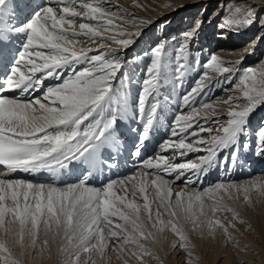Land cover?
Instances as JSON below:
<instances>
[{
    "label": "snow or ice",
    "instance_id": "6c2138e0",
    "mask_svg": "<svg viewBox=\"0 0 264 264\" xmlns=\"http://www.w3.org/2000/svg\"><path fill=\"white\" fill-rule=\"evenodd\" d=\"M105 2L0 0V94L13 93L0 95V166L9 176L16 172L46 173L59 181L35 183L0 177V232L14 235L22 249L26 237L33 250L41 233L45 248L49 236L53 242L59 239L63 264H79L82 254H88L85 264H95L92 254L103 257L112 240L117 242L113 251L118 255L125 247L134 248L132 256L142 261L143 256L152 255L141 243L154 239L149 225L159 232L170 229L189 256L191 245L181 221L191 223L193 230L219 228L231 240L228 228L213 217L227 212L236 219L238 213L224 201L232 200L236 193L237 199L243 194V201L250 203L253 190L264 194V182L217 183L203 189L188 186L196 185L213 167L223 168L229 161L235 167L240 153L252 149L251 116L264 106V67L240 69L242 59L234 62L237 67H227L212 54L201 65V51H192L200 21L171 41L150 43L143 53L149 63L139 81L135 102L138 127L130 128L135 133L130 155L142 157L155 140L158 127L167 120L172 95L164 94L163 88L183 87L196 66L204 71L181 97L179 111L173 113L174 139L156 141L160 153L155 161L141 159L142 170L137 174L109 179L96 187L90 182L95 174L116 166L104 152H120L124 145L121 124L130 118L129 84L136 81L122 70L141 59L140 55L116 54L104 43L96 49L77 47L83 37L92 43L107 39L126 49L142 36L139 25L130 31L114 23L120 14L106 10ZM249 15L250 10L243 23H251ZM77 17L94 23L81 22L76 30ZM120 19L124 24L129 22ZM148 23L151 21H139ZM209 71L218 75L215 84L206 83ZM118 73L122 75L116 87ZM48 80L54 83L46 85ZM224 84H232L236 93L222 102L228 109L226 118L201 119V109H218L198 98H206L208 88ZM185 109H190L188 114ZM254 134L255 154L264 156V118ZM225 150L231 151L221 161L219 153ZM193 152L205 155L195 161L169 162L170 156L186 158ZM66 173L75 175L76 182L64 181ZM182 178L185 188L173 192L174 182ZM138 198L142 204L136 202ZM165 214L170 217L167 221L161 218ZM0 254L4 264H20L3 241Z\"/></svg>",
    "mask_w": 264,
    "mask_h": 264
},
{
    "label": "rangeland",
    "instance_id": "374dc122",
    "mask_svg": "<svg viewBox=\"0 0 264 264\" xmlns=\"http://www.w3.org/2000/svg\"><path fill=\"white\" fill-rule=\"evenodd\" d=\"M120 1V2H119ZM106 0L104 7L106 10H110L112 12H118L120 14V17H122L125 20H128L127 23L128 27L126 26V29L130 31L135 30V26L139 25H146L145 29H141L142 32V38L138 41L137 45H135L136 48L142 49L144 47H149L150 44H155L159 42L164 41H171L172 38H169L170 35L178 36L183 31L191 30L192 27H194L197 23V21H200V29L199 34L196 38V40L192 44V51L193 54H195L196 50L201 51V57H200V63L201 65L203 62L208 58L209 54L216 55L217 57L221 58L222 55L229 56V53L233 52L234 48H239L244 45V43L248 42L247 39H244L243 41L239 38L241 35L239 32L244 31V33H248L249 30H247V26L244 25L243 20L245 16L242 15V13H236L234 16V11H230L228 8V5L226 4L227 0H173L172 2L165 3L163 0ZM161 1L163 4H161ZM223 1V2H221ZM167 2V1H166ZM177 4V5H176ZM164 5H167L164 7ZM111 7H113L111 9ZM232 9H236L235 6H230ZM110 8V9H109ZM173 8V9H172ZM263 7L260 8L257 11V14L255 15V21L260 22L262 18V14H260L261 11H263ZM81 10L82 9H78ZM148 10V13L146 11ZM57 12H59V9H57ZM143 13H146V15H142ZM241 14V15H240ZM240 15V16H239ZM140 18L138 21H133L131 17ZM251 15L249 16L250 19ZM119 18V17H118ZM118 18L114 21V23L117 24ZM140 20L145 21H151V23L148 24H139ZM172 23H171V22ZM81 22H90L86 20H81V18H76L75 28L76 30H79V24ZM230 22V23H228ZM161 24H166L163 27V31L160 29ZM264 25V22L262 21V26ZM221 26V28H220ZM260 27V31L264 30V27ZM256 28H253L251 30L253 33V37L255 40L260 36V33L256 32ZM161 31V32H160ZM255 31V32H254ZM112 33H107L106 35H111ZM163 35L164 37L161 38L160 36ZM159 36V37H158ZM174 37V36H173ZM264 39V36L261 37V41ZM260 41V42H261ZM95 42H100L106 44L108 47L115 49L116 54L120 55H126L127 57H133L131 55H134L135 50H133V47H127L122 48L119 45L115 44L114 42L104 39L100 40L99 38L96 39ZM109 42V43H107ZM259 42V43H260ZM146 44V45H145ZM258 44V43H257ZM256 44V45H257ZM98 45V46H99ZM145 45V46H144ZM98 46H93V43L89 40L81 37L80 42L78 43L77 47H83V48H91L96 49ZM220 48V50H219ZM222 48V49H221ZM141 51V50H138ZM222 52V53H221ZM255 54H254V53ZM253 57L244 59V56H240L237 61H240L242 59V63L239 65L240 69L249 67V63L255 64L257 61L264 57V44L262 42L261 47H257L253 50ZM90 54H97L96 52H92ZM147 58V57H146ZM148 58L146 59V62H148ZM225 62L224 66L227 67H237V65L234 63L235 60H232V63L230 60H222ZM230 62V63H228ZM226 63H228L226 65ZM197 70L190 72L187 76V79L183 83V87L175 88V90L172 89L171 85H168L167 89L166 87L163 88L164 94H173L175 96H178V104L181 103V97L184 95L186 91H189L191 87L194 86V82L199 79L200 73L203 70L202 67L196 66ZM143 70H140V75L138 77V80L136 83H132L134 87H132L131 91L133 92L132 96V105L135 107V102L137 99L138 92L140 90V84L139 81L143 78ZM122 72H126V70H123ZM127 73V72H126ZM122 74V73H121ZM128 74V73H127ZM118 79L116 81V87L119 86L118 80L120 79V75L117 74ZM210 79L206 81L208 84H215L216 80L218 79V75L214 72L209 71ZM189 80V81H188ZM236 81H233V84ZM208 96L200 97L198 100H203L206 103L212 104L217 107V112L222 111L221 114L217 116L224 117V114L228 110L226 106L223 105V101L227 100L228 96L230 94L235 95L236 93L233 92V85L232 84H224L223 87H215V88H208L207 89ZM173 102V101H172ZM177 104L173 107L171 105V112L179 111V107H177ZM261 108L260 111H258V114L256 113L255 117H257L255 120H253V113L251 116V121L253 128V135L251 136L252 141V149L249 151V154L252 156L255 154V129L258 127V125L261 123L262 118H264V107ZM258 109V108H257ZM190 109H185L184 113L188 114ZM211 110L207 111L210 112ZM256 111V110H255ZM204 110H200V113H204ZM223 114V115H222ZM215 116V117H217ZM211 118L215 119L213 115H203L201 114V119L203 118ZM226 118V117H224ZM136 119V116L134 114V117L132 115V120ZM215 130V129H214ZM205 138H207V133L202 134ZM188 142H191V139H189ZM172 151V150H171ZM248 154V153H247ZM165 155V154H164ZM190 157L188 160L195 161L198 156H203L205 153H190ZM188 155V156H189ZM157 156V154H156ZM172 157H169V161ZM262 156H254L250 162L246 165L251 166L252 163L255 164V162L258 159H261ZM176 162V161H175ZM231 161L228 166H230ZM237 166V164H236ZM255 166H257L255 164ZM230 168H233V172L236 173V169L232 166ZM140 169V167H139ZM138 169V170H139ZM142 170V169H141ZM238 170V169H237ZM246 168H240L238 171H240V176L236 178H229L227 180H223L222 178H218L216 180H211L205 187L213 186L217 183H233L236 185H244L249 184L250 182H264V172H252V171H246ZM134 173L133 175H135ZM194 180L196 179L193 178ZM201 181H198L197 184H199ZM204 185V184H203ZM189 189L192 187H196L193 185L192 187L188 186ZM205 187H201L198 189H203ZM177 188H181L180 190L185 188L184 183L182 182H174L173 184V192L180 191L177 190ZM237 194L233 193V199L232 200H225L224 203L228 206L233 208L237 213L238 217L236 219H233V216L231 213L227 212H217L215 214V217L221 220V222L228 228V233L231 236V240H228L226 236L223 234V231L219 228H216L212 231L207 230L205 227H199L193 230V226L191 223L183 222L181 221L183 231L188 237V240L190 242V251L191 256L188 255V252L181 249L178 246V237L171 232L170 229H166L165 231L161 232V240H163V244L166 246V260L167 263L173 264V256L179 259L181 257V260L179 261V264H261L259 262L260 259L264 260V194H262L259 191L253 190L250 193V203H245L243 201V194H239V198H236ZM129 197H131L129 195ZM175 198L173 197V200ZM141 203V200H137ZM211 215V213H209ZM155 219V217H153ZM164 221H167L170 217L168 215H163L161 217ZM148 227L151 226L149 225ZM216 235H219L221 238L220 247L218 246V243L215 242L214 238ZM3 241L6 243V246L12 250L13 245L16 244V237L14 235H8L5 236L2 233ZM44 235L41 233L37 245L40 246L41 251L43 254H47V251H49L51 254H53L56 258L57 264H63V254L58 251L60 241L57 239L55 242L52 241L51 236L48 237L49 239V246L48 248H45L44 243H41L42 240L44 241ZM172 238V239H171ZM30 238H25V245H28L31 243V241L28 243L27 240ZM42 239V240H41ZM41 241V242H40ZM114 241V240H112ZM112 241L108 242V248L105 251V254L103 257H101L98 253H93L92 258L95 261V264H108L110 262V257L112 255V251L110 249V244ZM116 242V241H114ZM147 242V240H146ZM176 243L177 246L173 247V244ZM36 245V246H37ZM42 245V247H41ZM38 246L35 247V250L33 251V248L31 251L35 252L38 249ZM219 247V248H218ZM46 249V250H45ZM49 249V250H48ZM51 249L53 251H51ZM220 249V250H219ZM45 250V251H44ZM13 251V250H12ZM131 251H135L134 248L131 249ZM176 251V253H175ZM216 251H219V254L217 255L216 260L213 262V256ZM225 251V252H224ZM164 254V255H165ZM88 260V254H82L80 257L79 264H85V261ZM60 261V262H59ZM207 261V262H205ZM157 264L156 262H148V264ZM0 264H4L3 256H0ZM113 264V263H112ZM175 264V261H174ZM264 264V263H262Z\"/></svg>",
    "mask_w": 264,
    "mask_h": 264
},
{
    "label": "bare ground",
    "instance_id": "6f19581e",
    "mask_svg": "<svg viewBox=\"0 0 264 264\" xmlns=\"http://www.w3.org/2000/svg\"><path fill=\"white\" fill-rule=\"evenodd\" d=\"M119 1V0H118ZM165 3H169V2H172L173 0H163ZM167 1V2H166ZM225 1V0H224ZM120 2V1H119ZM221 2H223V1H221ZM161 4H163L162 3V1H161ZM226 4L228 5V8L230 9V11H234L233 13H234V16H235V14L236 13H242V15L243 16H245V13L246 12H248L249 10H250V15H251V17H250V19H251V23H249V24H244V25H246L247 26V30H249V32L246 34V33H244V31H242V32H239L240 34H243V35H241V37H239L242 41L244 40V39H247L248 40V42H246V43H244V45L243 46H241V47H239V48H234L233 49V52H231V53H229V56H225V55H222L221 56V58H219L220 60H225V61H227V60H230L231 61V63H232V60H235L234 62H236L237 61V59L240 57V56H244L245 58L244 59H246V58H248L249 60H250V58H252L253 57V50L254 49H256L257 47H261L262 46V42H263V44H264V39L261 41L260 39H261V37L262 36H264V30L263 31H260L261 29H260V27L262 26V21L264 22V9H263V11H261L260 12V14H262V18H261V20H260V22H258V20H257V22L254 20L255 19V15L257 14V11L256 10H259L260 8H264V0H227V2H226ZM177 5V4H176ZM235 6L236 7V9L234 10V9H232L230 6ZM165 6H167V5H164V7ZM113 7H111V9H112ZM110 9V8H109ZM173 9V8H172ZM146 13H148V10L146 11ZM146 13H143L142 15H146ZM241 15V14H240ZM239 15V16H240ZM249 15V16H250ZM136 18V20L135 21H138V19H140V18H137V16L135 17ZM245 19V18H244ZM117 25H119V26H121V27H123V28H126V26L128 27V25L127 24H124V23H122L121 22V19H120V17L118 18V21H117ZM146 25H142V26H140L139 27V29H140V31H141V29H145V28H143V27H145ZM257 26V28H256V32H257V30H258V32L260 33V36L257 38V40H255L254 38H252L253 37V35H252V31L251 30H253V28H255ZM262 27H264V25L262 26ZM220 28H221V26H220ZM160 29L162 30L163 28H161L160 27ZM161 32V31H160ZM255 32V31H254ZM159 37V36H158ZM161 38H163L164 36L163 35H161L160 36ZM141 38H142V36L138 39V40H136V42L134 43L135 45H137V43H138V41L139 40H141ZM261 41V42H260ZM260 42V43H259ZM99 43L100 42H95V43H93V46L95 47V46H98L99 45ZM107 43H109V42H107ZM258 43V44H257ZM131 45V46H129V47H133L134 49L133 50H135V53H134V55H131V56H137V55H140V57H141V59H140V61H138L137 63H135V64H129L125 69H123V70H126V72L128 73V76L130 77V79L131 80H133V81H137L138 80V77H139V75H140V70H143V69H145L146 68V66H147V64L149 63V61L148 62H146L147 64L142 68V66H143V62H144V60H146L147 58L146 57H144V55H143V53H144V50L145 49H147L148 47H144V48H142V49H139V48H136L135 47V45ZM257 44V45H256ZM146 45V44H145ZM144 45V46H145ZM222 49V48H221ZM138 50H141V51H138ZM219 50H220V48H219ZM251 52H253V53H251ZM222 53V52H221ZM255 54V53H254ZM240 59V58H239ZM228 63H230V62H228ZM228 63H226V65L228 64ZM249 65V67H252V68H261V67H264V57L261 59V61H260V59L257 61V63H256V65L255 64H252V63H249L248 64ZM122 70V71H123ZM144 72V71H143ZM119 75H120V77H121V73H118ZM186 79H187V77H186ZM185 79V80H186ZM48 81H51V80H48ZM118 82H119V80H118ZM119 87V86H118ZM132 87H134L133 86V84L131 83V84H129V91H130V96H129V104H130V108H129V120L131 121L132 120V111H133V108H134V106L132 105V96H133V92H135V89H134V91H131L132 90ZM134 88H136V87H134ZM168 87L166 86V88L165 89H167ZM164 89V90H165ZM163 90V91H164ZM178 96H176V98H177ZM178 99V98H177ZM172 102V101H171ZM264 107V106H263ZM263 107H262V109H263ZM261 110V108L259 109V107H258V109H256V111H255V113L253 114V120H255L257 117H255V115H256V113L258 114V111H260ZM167 112H169L170 113V111H169V109H168V111ZM221 112L222 111H219V112H217V111H215V112H212V111H210V112H204V113H200V117H201V114H203V115H213L214 117L215 116H217V115H219V114H221ZM174 113V112H173ZM168 115V114H167ZM223 115V114H222ZM257 116V115H256ZM216 118V117H215ZM255 118V119H254ZM127 121V123H123V126H124V129L126 130V131H130V128H131V123H128V122H130V121ZM252 120V121H253ZM132 121H135V119L134 120H132ZM251 121V122H252ZM131 124V125H130ZM253 124H254V122H253ZM252 124V125H253ZM133 133V132H132ZM171 151V150H170ZM163 154H165V153H163ZM156 155V154H155ZM173 158V157H172ZM172 158L170 159V161L169 162H171L172 161ZM183 157H179L178 159H176V160H180V159H182ZM143 159V158H142ZM145 159V158H144ZM262 159V158H261ZM263 160V159H262ZM262 160H260L259 162H258V164L259 163H263L262 162ZM141 162H137L136 163V165H139ZM255 164L257 165V162H255ZM262 165V164H261ZM231 166V165H230ZM139 167H140V165H139ZM217 168V167H216ZM235 168V167H234ZM242 169V168H241ZM139 171H141V169H139V170H137V171H135L134 173H138ZM214 172H215V168L213 167L212 169H210L206 174H202L201 176H200V179H199V181H203L202 182V184H204V182H207L208 183V178H210V176H212V174H214ZM240 172V171H239ZM134 173H132L131 174V176H133V174ZM228 173H230L229 172V170H228V172H225V170H223L222 172H221V175H224V177H226L227 175H228ZM235 173V172H234ZM232 175V173L230 174V176ZM206 176H208V178L206 177ZM229 176V177H230ZM193 178H195V176H193ZM235 178H236V176H235ZM234 179V178H233ZM181 189V188H180ZM179 188H177V190H180ZM129 195L131 196V194L129 193ZM137 200H141V203L140 202H138V201H136L138 204H142L143 203V200L142 199H137ZM145 219H146V217H145ZM149 230L150 231H153V233H154V239H147V242H146V240H142L141 241V243L147 248V249H149L150 250V252L152 253V255L151 256H147V255H145V256H143L142 257V261H138L134 256H132V251H131V249H129V248H127V247H125V249H124V252H123V254H120V255H118L117 254V252H115V251H113V248H115L116 247V245H117V242H114V241H112L111 242V244H110V249H111V251H112V255H111V257H110V262L108 263V264H148V262H156L157 264H169V263H167L168 261L166 260L167 258H166V250H165V245L163 244V240H161V232H159V231H156L155 229H150V227H149ZM221 237L219 236V235H216L215 236V238H214V240H215V242H217L218 243V246L220 247L221 245H219V244H222V243H220V241H221V239H220ZM17 239V238H16ZM44 239V238H43ZM172 239V238H171ZM42 240V239H41ZM0 241H3V236H2V232H0ZM4 242V241H3ZM27 242L29 243L30 242V239H28L27 240ZM41 242V241H40ZM39 243V242H38ZM41 243H43V240H42V242ZM6 244V243H5ZM38 246V245H37ZM36 246V247H37ZM41 247H42V245H41ZM218 247V248H219ZM31 249H32V247H31V243L30 244H28V245H25V243H24V247H23V249L21 248V246H20V244H18L17 242H16V244H14L13 245V248H12V250H10L11 251V253H12V257L14 258V259H16V260H18V261H20V264H57L56 263V257L53 255V254H51L49 251H47V254H43V252L41 251V248H40V246H38V249L35 251V252H33V251H31ZM46 250V249H45ZM44 250V251H45ZM49 250V249H48ZM220 250V249H219ZM51 251H53L52 249H51ZM225 252V251H224ZM175 253H176V251H175ZM165 254V255H164ZM219 254V251H216L215 253H214V256H213V262H214V260H216L215 258H217V255ZM0 256H3L2 254H0ZM181 260V257L179 258V259H177V256L176 257H174L173 256V259H172V261H173V264H174V261H175V264H179V261ZM60 262V261H59ZM205 262H207V261H205ZM259 262L262 264V263H264V260H262V259H260L259 260ZM150 264H152V263H150ZM182 264H184V263H182Z\"/></svg>",
    "mask_w": 264,
    "mask_h": 264
}]
</instances>
